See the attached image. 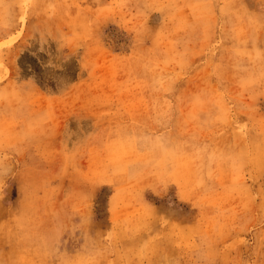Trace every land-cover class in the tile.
Masks as SVG:
<instances>
[{
    "label": "rangeland",
    "instance_id": "rangeland-1",
    "mask_svg": "<svg viewBox=\"0 0 264 264\" xmlns=\"http://www.w3.org/2000/svg\"><path fill=\"white\" fill-rule=\"evenodd\" d=\"M0 264H264V0H0Z\"/></svg>",
    "mask_w": 264,
    "mask_h": 264
}]
</instances>
